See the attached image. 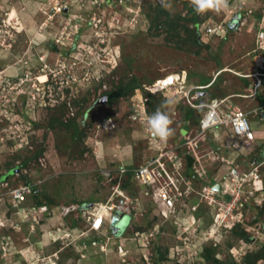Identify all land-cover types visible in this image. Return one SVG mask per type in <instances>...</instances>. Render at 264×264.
Here are the masks:
<instances>
[{"label": "rangeland", "instance_id": "obj_1", "mask_svg": "<svg viewBox=\"0 0 264 264\" xmlns=\"http://www.w3.org/2000/svg\"><path fill=\"white\" fill-rule=\"evenodd\" d=\"M159 7L172 17H191L194 9L191 0H0V182L7 185L0 188V264H214L202 253L211 243L221 261L243 263L264 245V84L255 89L253 78H243L258 68L264 0H228L225 10L199 14L196 53L150 28ZM217 77L214 87L198 89ZM133 79L141 87L107 105L104 92ZM64 99L80 100L63 120L77 117L82 134L49 127L58 112L48 106ZM215 99H226L225 111L247 112L253 142L228 129L197 131L184 120L188 108ZM157 108L173 121L174 134L163 141L147 126ZM190 135L207 180L184 163L180 174L193 189L175 215L163 214L152 194L161 186L151 191L136 169L163 149L181 152ZM129 171L135 195L121 185ZM22 186L31 189L28 203L14 208L11 192ZM127 197L130 212L115 208L91 229L84 210ZM11 222L18 223L13 231ZM236 225L248 227L252 240L232 233Z\"/></svg>", "mask_w": 264, "mask_h": 264}, {"label": "built area", "instance_id": "obj_2", "mask_svg": "<svg viewBox=\"0 0 264 264\" xmlns=\"http://www.w3.org/2000/svg\"><path fill=\"white\" fill-rule=\"evenodd\" d=\"M258 21L260 23L256 36L257 48L254 58L256 65L259 67V71H256L252 75H246L250 76L251 79L253 78V87L255 89L261 88L264 84V14ZM203 87L204 86H200L198 89H203ZM225 102L226 99H215L212 100L210 104L205 106H194L196 108H207L200 120V126L197 131L201 130L202 132H205L206 130H211V128L214 127L219 128L220 130L228 129L233 138L242 139L246 143L253 141L255 139V133L250 126L247 112L239 108L231 109L230 106H228L229 111H225L223 108L221 109V105ZM185 144V146L180 148L181 152L179 151V148L163 149L159 157L152 159L146 166L137 168L135 172L137 175L136 179L139 182L141 181V183L148 187L151 191L157 184L161 186L157 188V190L153 191L152 194L153 197L163 206V209L165 210L163 211V214H174L177 209V204L184 202V197H188L187 195L190 193L189 189H193V182L191 180L187 181L186 177L180 174L183 164L185 163L187 165L186 158L188 155H191L194 158L192 165V170L195 171L194 175H197L203 181L207 180L203 175L205 174V170H203V166L197 152L199 142L196 137H192L191 135L187 136ZM208 182L210 183V181ZM183 185L187 187L186 190L183 189ZM2 187H7V185L0 182V188ZM7 191H9V189ZM30 192L31 189L29 186H22L13 189L11 192L12 207L21 209L26 201H28ZM212 199L214 198H211V201ZM130 202V198L127 197L118 206L112 204L107 206L106 203H95L92 205L91 211L84 210L82 214L85 217L88 215L87 220L92 225L91 229L98 230L104 224L103 222L105 218L108 217L111 219L113 217L112 214L115 208L119 212H130ZM73 209L77 210L76 205H72L70 210ZM70 210L68 211V209H66L64 211L65 214L71 212Z\"/></svg>", "mask_w": 264, "mask_h": 264}, {"label": "trees", "instance_id": "obj_3", "mask_svg": "<svg viewBox=\"0 0 264 264\" xmlns=\"http://www.w3.org/2000/svg\"><path fill=\"white\" fill-rule=\"evenodd\" d=\"M192 13L193 15L191 17L189 16L182 17L180 15L172 17L166 9L159 7L158 11H156L155 17L151 18L150 20V28L153 27L154 25H157V28L160 31H164V32L166 31V35H167L166 37L168 41L171 39H175V37H178V41L176 43L179 45V47H181V45H184L181 48L183 49L185 48V49L190 50L192 53H196L197 51H199L200 47L202 46V43H201V39L198 34V29L195 26H198L199 24L204 23V20L200 17L199 14L197 16V12L195 11V8L192 10ZM244 79L249 81V78H244ZM217 80H218V77L214 80L213 84L207 89L214 87L216 85ZM211 82H212L211 80H204L202 85L204 86L209 85ZM140 87L141 86L138 84L137 79H133L128 84H123V83L120 84L115 91H108V92H104L105 94L104 93L103 94L107 96V99H108L107 105H109L111 104L114 96H124V94H127L128 92L133 93L136 89ZM68 93H70V90L67 88L66 94ZM84 101L85 99H83L82 104ZM73 104L81 106L80 100L69 102V100H65V99L62 102L56 101V104H53L52 106H48L52 110H55L56 112H58L57 114H53V117L49 121V127H51L52 130L62 129V130L69 131L71 129L73 130V133H77L78 131L79 134H82L81 129L79 128V124H78L79 122H78L77 117H74V118L68 117L67 120L66 119L63 120V117L65 116V114L69 113L70 107H72ZM100 104L101 103H98V105ZM184 106L182 104H179L178 108L180 109V111H182V109L186 107ZM66 109L69 110L68 113H66ZM204 113L205 111L202 108L200 109L188 108L184 114V120L191 119L193 122L192 126L195 128H198L200 119L202 118ZM83 126H85L84 128L87 129L86 123ZM86 135L88 134L86 133ZM42 152L43 150L42 151L40 150V152H38L37 155L40 156ZM186 160H187L188 166L191 167L193 159L191 157H187ZM22 165H23V168H26L27 166L26 163H22ZM116 181L118 182V180ZM133 181L134 179H133L132 173L130 171L126 172V178H124L121 185L125 190L126 189L129 190L130 194H133L136 191L133 185ZM197 182H200V181H197ZM200 184L201 183L196 184L195 182V185H196L195 187L201 186ZM27 203L28 201H26L25 204ZM256 219L257 218L252 219L250 223L252 224ZM40 223L42 224L41 221ZM14 226H11L12 231L13 229H15ZM231 232L234 233L241 240L247 241V243L252 240L251 236L249 235L248 227L236 225V227L232 229ZM213 247L214 246H212V243L205 245L204 251L202 253H204L207 261L213 262L214 264H260L261 262H264V245L257 252L255 253L249 252L248 254H246V256L243 259V263H238L231 259L229 262H227V260H223L224 262L221 261L217 257V253H216L217 249ZM230 248H231V244L227 246L228 252ZM166 257H167L166 254H162L161 260L162 261L165 260Z\"/></svg>", "mask_w": 264, "mask_h": 264}, {"label": "clouds", "instance_id": "obj_4", "mask_svg": "<svg viewBox=\"0 0 264 264\" xmlns=\"http://www.w3.org/2000/svg\"><path fill=\"white\" fill-rule=\"evenodd\" d=\"M191 3H192V5H194L195 11L198 14H203L209 10L219 12V11L227 9V7H228V0H191ZM254 57H255V55H254ZM254 57H253V60L255 62ZM255 64H256V62H255ZM257 71H259V67L257 68ZM245 76L246 75H244L243 78H247ZM249 79H251V78H249ZM48 81L47 82L45 81L44 83H48ZM213 82L214 81H212L209 85H205V86H207L209 88L213 84ZM206 89H200V90H206ZM210 103H208V104H210ZM193 108L204 109L206 107H200V108L193 107ZM172 123H173V121L170 118L169 114L161 111L160 108H157V110L147 119V126H148L150 133L152 134L153 137H158L160 140H167L174 134V130L171 128ZM199 126H200V123H199ZM253 141H251V142H253ZM243 142H244V140H243ZM251 142H249V143H251ZM188 157H191L193 159V162H194V158L191 155H188ZM193 162L191 164V168H192ZM16 225H18V224H15V226ZM15 226H14V228H15Z\"/></svg>", "mask_w": 264, "mask_h": 264}, {"label": "water", "instance_id": "obj_5", "mask_svg": "<svg viewBox=\"0 0 264 264\" xmlns=\"http://www.w3.org/2000/svg\"><path fill=\"white\" fill-rule=\"evenodd\" d=\"M176 78H178V76H172V77H169L167 80H165L164 83H168V82H174V80H176ZM263 115H264V111L262 112ZM217 187V186H216ZM219 187V186H218ZM217 187V188H218ZM119 218L118 217H114L112 222H111V225L112 227H114V230L117 231V229H119Z\"/></svg>", "mask_w": 264, "mask_h": 264}, {"label": "crops", "instance_id": "obj_6", "mask_svg": "<svg viewBox=\"0 0 264 264\" xmlns=\"http://www.w3.org/2000/svg\"><path fill=\"white\" fill-rule=\"evenodd\" d=\"M258 133H259L260 142L263 143L264 142V132L260 131ZM255 138H256V135H255ZM12 223L13 222L10 223L11 226H14L15 224H18V223H15V224L14 223L12 224ZM21 248H23V247H21Z\"/></svg>", "mask_w": 264, "mask_h": 264}, {"label": "bare ground", "instance_id": "obj_7", "mask_svg": "<svg viewBox=\"0 0 264 264\" xmlns=\"http://www.w3.org/2000/svg\"><path fill=\"white\" fill-rule=\"evenodd\" d=\"M41 78H42V80H40V81H42V82H43V81H45V78H44V76H42ZM203 89H204V87H203Z\"/></svg>", "mask_w": 264, "mask_h": 264}, {"label": "snow or ice", "instance_id": "obj_8", "mask_svg": "<svg viewBox=\"0 0 264 264\" xmlns=\"http://www.w3.org/2000/svg\"><path fill=\"white\" fill-rule=\"evenodd\" d=\"M99 223V222H98Z\"/></svg>", "mask_w": 264, "mask_h": 264}]
</instances>
